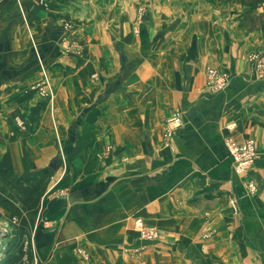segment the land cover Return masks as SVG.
<instances>
[{
    "label": "crops",
    "instance_id": "obj_1",
    "mask_svg": "<svg viewBox=\"0 0 264 264\" xmlns=\"http://www.w3.org/2000/svg\"><path fill=\"white\" fill-rule=\"evenodd\" d=\"M226 15L194 0H0V185L40 186L46 264H264V79L246 60L264 62V27ZM39 67L52 103L25 93ZM205 68L227 74L223 91L204 90ZM228 137L256 148L240 175Z\"/></svg>",
    "mask_w": 264,
    "mask_h": 264
},
{
    "label": "rangeland",
    "instance_id": "obj_2",
    "mask_svg": "<svg viewBox=\"0 0 264 264\" xmlns=\"http://www.w3.org/2000/svg\"><path fill=\"white\" fill-rule=\"evenodd\" d=\"M195 2L203 1L210 6H214L215 8L224 7V11L227 13V17L230 15L233 16L231 21H235L240 13H242L243 8L237 2V0H194ZM264 6L257 9L256 13L263 14ZM143 12V8L141 6L134 8V13L132 14L135 17L134 23H137V19L139 21L140 15ZM237 24V23H236ZM238 27V26H237ZM264 27V26H259ZM66 31L71 29V25L66 23V27L64 25ZM135 29V25L131 27V29ZM240 30H245L246 32H251L252 30H247L246 28H240ZM258 28V27H257ZM145 27V31H146ZM76 42V41H74ZM77 46L78 43H75ZM69 46V50H76L75 46L72 44L64 45ZM64 47V48H65ZM252 54V53H251ZM250 55V54H249ZM248 57V56H247ZM42 70L39 67V78L37 79V73L34 70L32 76L30 77V81L27 82L24 86L25 93L30 95L37 96L40 99H44L50 101L51 103L54 100V92L52 94V81L51 77L48 79L50 83V99L41 97L39 95L38 90L35 88L37 84H39L41 79ZM30 75V74H28ZM37 79V80H36ZM35 80V81H34ZM51 110V108H50ZM173 114V113H172ZM176 114V113H174ZM172 118V115L169 119L164 122V131L162 133L164 139V133L167 127V122ZM164 139V143H169ZM110 148V146H108ZM23 179V178H22ZM1 180V179H0ZM26 180V178H24ZM22 180L20 184H13L11 186L8 185H0V230L5 231L7 236L3 240L0 241V264H46V259L42 258L38 255L37 248L34 243V235L31 230H35L34 222L36 220L35 215H37L40 209V186L27 187V181ZM3 181V179H2ZM35 188V192L37 193V198L33 199V190ZM254 190V189H253ZM252 190V191H253ZM34 192V193H35ZM32 225V226H31ZM28 226H31L29 228ZM29 229V230H28ZM207 236L204 234L203 237ZM77 255L86 260L88 258L87 254L82 250H76Z\"/></svg>",
    "mask_w": 264,
    "mask_h": 264
},
{
    "label": "built area",
    "instance_id": "obj_3",
    "mask_svg": "<svg viewBox=\"0 0 264 264\" xmlns=\"http://www.w3.org/2000/svg\"><path fill=\"white\" fill-rule=\"evenodd\" d=\"M247 63L249 64L251 77L256 80L264 79V62L262 57L257 53H252L247 57ZM42 70L41 79L39 84L36 85V89L41 97L50 99V83L47 74ZM228 84V76L224 72L216 71L212 68L204 69V90L209 94H216L223 91ZM181 124V115L174 114L172 118L167 122V127L164 133V139L168 141L171 137V132L175 127ZM168 144V142H167ZM224 146L226 147L227 155L230 158L232 170L236 174H242L252 168L254 161L257 157L256 148L252 140H245L237 142L236 140L228 137L225 139ZM249 191H252L254 187L250 184L246 185ZM137 233L142 240H151L156 238L157 233L153 228L145 227L141 223L136 226ZM137 248L129 250L130 254H134ZM11 264V263H10ZM14 264V263H13Z\"/></svg>",
    "mask_w": 264,
    "mask_h": 264
},
{
    "label": "trees",
    "instance_id": "obj_4",
    "mask_svg": "<svg viewBox=\"0 0 264 264\" xmlns=\"http://www.w3.org/2000/svg\"><path fill=\"white\" fill-rule=\"evenodd\" d=\"M243 8L242 13L237 16L236 23L240 28L252 30L264 26V13L257 14V9L264 6V0H237Z\"/></svg>",
    "mask_w": 264,
    "mask_h": 264
},
{
    "label": "water",
    "instance_id": "obj_5",
    "mask_svg": "<svg viewBox=\"0 0 264 264\" xmlns=\"http://www.w3.org/2000/svg\"><path fill=\"white\" fill-rule=\"evenodd\" d=\"M55 161L54 159L52 160V162ZM7 234L5 231L0 230V241L3 240L4 238H6Z\"/></svg>",
    "mask_w": 264,
    "mask_h": 264
}]
</instances>
